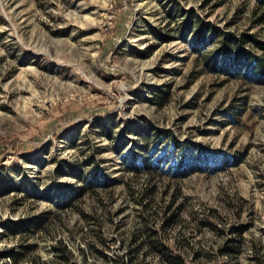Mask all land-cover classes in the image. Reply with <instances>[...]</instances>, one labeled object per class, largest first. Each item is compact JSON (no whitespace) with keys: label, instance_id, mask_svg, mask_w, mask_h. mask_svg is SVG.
Segmentation results:
<instances>
[{"label":"rangeland","instance_id":"obj_1","mask_svg":"<svg viewBox=\"0 0 264 264\" xmlns=\"http://www.w3.org/2000/svg\"><path fill=\"white\" fill-rule=\"evenodd\" d=\"M198 22L264 39V4L0 0V264H48L59 238L78 261L92 234L77 209L105 204L115 221L107 257L87 263L131 264L122 237L141 212L128 185L149 176L135 185L124 164L151 152L163 169L161 204L183 206L180 231L165 238L172 247L188 242L186 264H264V83L204 70L217 40L197 43ZM180 143L237 159L174 180L168 170ZM87 177L95 190L71 204ZM105 177L116 181L101 188ZM41 215L45 222L28 228ZM72 224L83 232L71 234ZM238 235L236 256L224 254ZM138 255L158 264L155 254Z\"/></svg>","mask_w":264,"mask_h":264},{"label":"trees","instance_id":"obj_2","mask_svg":"<svg viewBox=\"0 0 264 264\" xmlns=\"http://www.w3.org/2000/svg\"><path fill=\"white\" fill-rule=\"evenodd\" d=\"M259 1L264 4V0ZM194 32L195 39L199 44H208L212 38L217 40L216 50L213 53L204 55L202 58L204 70L218 75L241 79L245 82L264 83L263 38L249 33L237 36L234 33L221 32L210 24L201 22L197 23ZM164 97V93L155 94L157 101L163 100ZM173 142L172 140L170 143L171 148L173 144H176ZM179 147L178 151L180 152L176 155L168 170L174 180L183 178L204 167L207 169L209 167L226 168L229 163L236 162L237 159V155L228 157L218 153L208 154L202 152L199 146L192 150L191 146L180 143ZM124 165L127 171L132 174V179H135V185H137V177L140 173L144 172L149 176L147 182L141 184L138 188L135 186L132 188L131 185H128L129 194L134 196V200L140 206L141 212V219L136 227L133 228L127 237H122V242L128 246L131 257L134 256L130 259V263L141 264L139 261H135L137 256H139V251H141L143 256L155 254L158 264H186L187 258L184 250L188 242L177 239L173 242L174 247L170 243H166V233L173 228L179 229L181 226L180 215L183 206L182 204L176 206L175 200L167 205L161 204V198L157 196L159 186L156 183L157 180L163 177L160 160H155L153 152H151L148 156L140 158V160L134 155L130 161L125 160ZM92 180L88 177L84 179V185L79 187L77 192L70 197L69 201H73L71 204H74L75 199L81 198L85 194L91 195L93 189L95 190V184ZM114 181L116 179L105 177L99 185L101 188H105V186L114 184ZM100 205L103 204L99 200ZM77 213L79 220L89 228L84 230V232H91L92 234V240L88 243V248L79 249L81 257L77 261L69 242L63 238L56 239L52 245L53 257L48 264H90L87 263L89 255L102 260L107 257L104 251L108 248L110 239L106 236V231L112 224L115 225V221L112 213L107 210L106 204L101 206V208L93 207L89 212L78 208ZM44 218V215L36 217L28 224V228H35L41 225L45 222ZM58 220L59 222L55 223L57 227L63 222L61 218ZM68 231L71 234L83 232L82 226H76V224H72ZM241 243L242 238L238 235L235 239L226 241L222 250L224 254L235 257ZM197 256L199 257V254ZM15 257V255L12 256L13 260H15ZM258 262L263 264L260 258H258ZM120 263L117 260L114 262V264Z\"/></svg>","mask_w":264,"mask_h":264}]
</instances>
